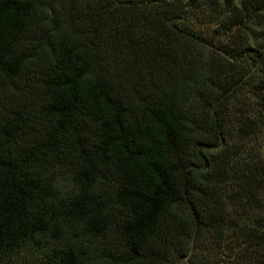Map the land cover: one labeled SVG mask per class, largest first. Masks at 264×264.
Masks as SVG:
<instances>
[{
	"label": "trees",
	"instance_id": "trees-1",
	"mask_svg": "<svg viewBox=\"0 0 264 264\" xmlns=\"http://www.w3.org/2000/svg\"><path fill=\"white\" fill-rule=\"evenodd\" d=\"M0 264H264V0H0Z\"/></svg>",
	"mask_w": 264,
	"mask_h": 264
}]
</instances>
